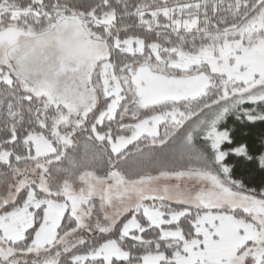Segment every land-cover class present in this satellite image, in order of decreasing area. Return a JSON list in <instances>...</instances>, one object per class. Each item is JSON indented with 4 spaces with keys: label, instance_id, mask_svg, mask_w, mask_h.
Masks as SVG:
<instances>
[{
    "label": "snow or ice",
    "instance_id": "snow-or-ice-1",
    "mask_svg": "<svg viewBox=\"0 0 264 264\" xmlns=\"http://www.w3.org/2000/svg\"><path fill=\"white\" fill-rule=\"evenodd\" d=\"M0 264H264V0H0Z\"/></svg>",
    "mask_w": 264,
    "mask_h": 264
}]
</instances>
